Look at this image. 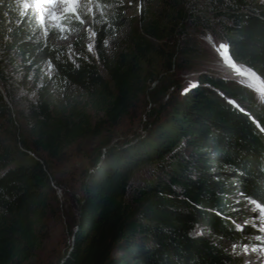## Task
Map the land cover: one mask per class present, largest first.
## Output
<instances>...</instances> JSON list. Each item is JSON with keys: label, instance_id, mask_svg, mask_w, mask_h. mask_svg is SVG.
Returning a JSON list of instances; mask_svg holds the SVG:
<instances>
[{"label": "trees", "instance_id": "1", "mask_svg": "<svg viewBox=\"0 0 264 264\" xmlns=\"http://www.w3.org/2000/svg\"><path fill=\"white\" fill-rule=\"evenodd\" d=\"M130 1L138 7L128 19ZM15 4L0 0V264L33 261L47 238L53 184L70 186L68 152L103 136L93 172L73 196V241L60 264H242L232 250L243 238L230 221L232 199L264 211V106L251 90L242 95L207 74L175 102L171 90L183 88L168 76L195 69L191 60L210 34L264 83V4L92 0L85 21L99 50L113 30L129 32L115 57L102 54L99 63L73 56L57 29L40 39ZM63 24L84 29L72 15ZM219 90L244 103L252 120ZM148 97L160 106L149 137L113 145L112 132ZM143 165L164 174L132 188ZM197 226L210 236L193 235Z\"/></svg>", "mask_w": 264, "mask_h": 264}, {"label": "rangeland", "instance_id": "2", "mask_svg": "<svg viewBox=\"0 0 264 264\" xmlns=\"http://www.w3.org/2000/svg\"><path fill=\"white\" fill-rule=\"evenodd\" d=\"M16 9L22 15H29L35 22V31L40 34V39L45 37L52 29H57L62 33V40L59 44L69 50L73 56L92 57L96 63H99L101 55L114 58L119 52L120 46L128 35V30H113L109 39L104 43V50H99L97 37L90 28V22L85 21V16L91 17L93 7L90 4L92 0H15ZM252 5H263L264 0H250ZM130 7L127 12L128 19L132 18L138 4L130 1L127 2ZM67 15H72L74 20L81 23L84 27L80 31H72L65 26L64 19ZM92 18V17H91ZM90 18V19H91ZM97 25V24H96ZM95 25V26H96ZM84 33V34H83ZM206 34L204 44L201 45L203 53L198 58H193V70L183 73H171L168 81H171L182 87V91L171 90V100L178 101L181 99L184 91L196 87L202 74H207L221 80L230 82V88L237 90L245 95L247 90H251L257 95L259 103L264 106V83L248 67L237 63L245 71L254 76L259 87L252 84L248 79L236 76L229 70V64L218 49L216 51L208 42L210 40ZM216 43V41L214 40ZM225 42L219 41L218 47L225 49ZM217 47V48H218ZM227 57V56H226ZM238 65V66H239ZM160 81L166 83V76ZM260 81V82H259ZM158 82H152L153 88ZM223 97L228 98L230 103L235 105L240 111L246 114L251 120L247 106L238 99H230L225 95V91H218ZM227 94V93H226ZM229 95V94H228ZM81 101H85L80 98ZM157 101L165 102L160 94H156ZM147 106L138 108L135 112L125 118L120 126L112 132V144H124L127 141H136L149 137L150 129L154 124V112H158L160 106L152 101L151 97L146 98ZM256 102V100H254ZM153 103V105H152ZM94 118L98 116L94 111H89ZM153 115V116H152ZM107 136L97 139H88L84 141L79 148H73L68 153L69 163L66 164L64 182L67 183V191L54 186L56 190V201L52 209L51 216L45 223L47 238L42 248L30 264H60L65 255L71 250L72 233L68 227V211L73 213V196L78 197L81 194V182L86 171L90 172L93 168L92 161L95 159L97 148ZM105 152V149L103 150ZM164 167L155 165H143L133 172L130 177L132 188L142 187L154 181L157 177L164 174ZM232 201L236 205L230 214L231 222L234 228L242 235L241 242L232 248L233 253L240 259L242 264H264V211L256 204L242 198ZM193 235L210 236L206 228L197 226Z\"/></svg>", "mask_w": 264, "mask_h": 264}, {"label": "bare ground", "instance_id": "3", "mask_svg": "<svg viewBox=\"0 0 264 264\" xmlns=\"http://www.w3.org/2000/svg\"><path fill=\"white\" fill-rule=\"evenodd\" d=\"M222 56L225 58V60L228 63L229 62L231 63V64H229V70L233 74H235L236 76L242 77L244 79H248L249 81H251L252 84L256 85V87H259V83L257 82L258 80L254 76H252L250 73H248L247 71H245L240 66L236 65V63L232 62V60H230L228 57H226L227 55L225 56L224 54H222ZM259 88H261V87H259Z\"/></svg>", "mask_w": 264, "mask_h": 264}, {"label": "water", "instance_id": "4", "mask_svg": "<svg viewBox=\"0 0 264 264\" xmlns=\"http://www.w3.org/2000/svg\"><path fill=\"white\" fill-rule=\"evenodd\" d=\"M208 42L210 43V45H211L216 51H218V48H217L216 43L214 42V39H213L212 36L210 37V40H209ZM230 60H231V59H230ZM232 62H233V61H232ZM259 85H260V83H259Z\"/></svg>", "mask_w": 264, "mask_h": 264}, {"label": "built area", "instance_id": "5", "mask_svg": "<svg viewBox=\"0 0 264 264\" xmlns=\"http://www.w3.org/2000/svg\"><path fill=\"white\" fill-rule=\"evenodd\" d=\"M207 37L210 38L211 36L208 35ZM207 40L209 41V39H207ZM29 155L32 156V157H35L34 154H32V153H30V152H29ZM90 172H93V170H91ZM53 187H54V184H53Z\"/></svg>", "mask_w": 264, "mask_h": 264}]
</instances>
